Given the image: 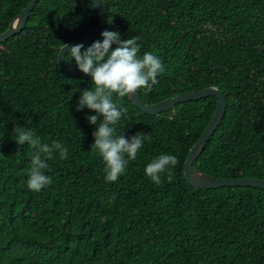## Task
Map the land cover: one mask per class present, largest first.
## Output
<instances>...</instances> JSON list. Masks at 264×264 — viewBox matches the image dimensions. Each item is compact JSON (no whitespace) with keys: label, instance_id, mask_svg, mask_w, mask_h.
I'll return each instance as SVG.
<instances>
[{"label":"trees","instance_id":"1","mask_svg":"<svg viewBox=\"0 0 264 264\" xmlns=\"http://www.w3.org/2000/svg\"><path fill=\"white\" fill-rule=\"evenodd\" d=\"M30 1L0 0V33ZM102 4L106 30L122 41L138 37L139 55L153 52L166 66L151 92L139 90L145 104L211 87L227 98L225 118L195 166L218 178L264 179V0ZM99 23L90 0H41L25 30L0 41V264H264V190H196L184 175L216 97L159 115L123 98L128 112L117 133L151 140L116 182L105 179L92 151L97 126L88 120L97 113L77 111L92 78L70 76L58 63L62 43ZM15 127L68 150L66 159L54 153L47 161L52 183L40 192L27 187L33 149L16 143ZM162 154L179 162L173 179L163 174L157 185L145 168Z\"/></svg>","mask_w":264,"mask_h":264},{"label":"clouds","instance_id":"2","mask_svg":"<svg viewBox=\"0 0 264 264\" xmlns=\"http://www.w3.org/2000/svg\"><path fill=\"white\" fill-rule=\"evenodd\" d=\"M101 36L102 42L94 41L86 49L83 44L73 45L69 49L67 44L62 43L61 52L69 49L65 57L70 56L81 72L92 77L93 87L80 93L77 111L87 108L97 113L88 117L89 123L97 126L93 133L92 151L98 152L105 164V179L116 182L124 174L129 161L136 159L144 141L151 140L150 134L144 132H138L130 138L117 133L121 117L128 112V108L123 106V98L131 99L141 89L151 92L166 66L153 52H146L142 57L139 55L141 46L137 42L138 37L122 41L118 31L108 30L102 32ZM113 45L116 46L114 49ZM98 116L103 117L99 122ZM13 131L18 145L27 144L33 149L27 187L31 191L40 192L52 183L51 178L45 174L49 167L47 161L54 158V153L66 159L68 150L58 141L43 143L32 130L15 127ZM178 162L176 156L162 154L146 166L145 173L153 183L159 185L163 174H167L169 181L173 179L171 169ZM112 200H115L114 195L110 202Z\"/></svg>","mask_w":264,"mask_h":264},{"label":"water","instance_id":"3","mask_svg":"<svg viewBox=\"0 0 264 264\" xmlns=\"http://www.w3.org/2000/svg\"><path fill=\"white\" fill-rule=\"evenodd\" d=\"M40 1L41 0H31L27 7H25L11 21L9 28L5 32L0 33V41H7L24 31L30 19L31 13L35 9L37 3ZM90 1L99 12L100 23L96 29H94L86 36L67 43L69 49L73 45L83 44L85 46L96 41L101 37V33L104 32L107 28L108 15L106 13L105 7L102 4V0ZM62 48L63 46L60 48V51L58 53V63L61 70L70 76L92 78L90 75H85L83 72H81L76 66L75 62L69 60L68 57H65L69 49L61 52ZM66 59L71 62L67 61ZM209 97H216L218 99V106L211 122L207 126L199 141L192 147L190 154L186 160L184 168V175L186 180L196 190H213L224 187H252L264 190V179L251 177H244L234 180L228 178H218L206 172H203L194 164L195 161L205 151L212 137L219 129L227 112L228 100L219 88L211 87L200 91L184 93L152 105H147L144 103L139 91L136 94H133L131 96V99H129L141 111L150 115H159L160 113L175 109L178 104L191 101H199L201 99Z\"/></svg>","mask_w":264,"mask_h":264}]
</instances>
